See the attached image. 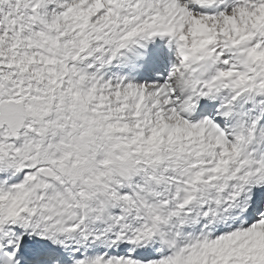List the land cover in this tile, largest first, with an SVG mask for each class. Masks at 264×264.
Returning <instances> with one entry per match:
<instances>
[{"label":"snow or ice","instance_id":"snow-or-ice-1","mask_svg":"<svg viewBox=\"0 0 264 264\" xmlns=\"http://www.w3.org/2000/svg\"><path fill=\"white\" fill-rule=\"evenodd\" d=\"M0 264H264V0H0Z\"/></svg>","mask_w":264,"mask_h":264}]
</instances>
